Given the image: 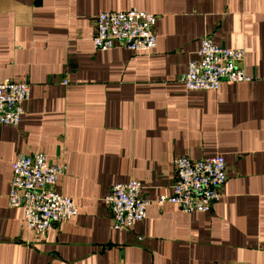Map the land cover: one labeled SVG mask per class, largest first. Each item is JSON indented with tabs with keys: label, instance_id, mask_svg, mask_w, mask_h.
I'll return each mask as SVG.
<instances>
[{
	"label": "crops",
	"instance_id": "0c3cea01",
	"mask_svg": "<svg viewBox=\"0 0 264 264\" xmlns=\"http://www.w3.org/2000/svg\"><path fill=\"white\" fill-rule=\"evenodd\" d=\"M157 16L151 52L95 50V18ZM204 36L244 48L254 79L188 90ZM30 84L19 125H0V264H264V0H0V81ZM65 166L55 189L77 214L45 236L9 206L13 162ZM222 155L227 180L207 212L165 202L175 159ZM136 179L147 216L115 230L105 196Z\"/></svg>",
	"mask_w": 264,
	"mask_h": 264
},
{
	"label": "built area",
	"instance_id": "2783aa9c",
	"mask_svg": "<svg viewBox=\"0 0 264 264\" xmlns=\"http://www.w3.org/2000/svg\"><path fill=\"white\" fill-rule=\"evenodd\" d=\"M93 36L95 50L126 48L151 52L157 45L153 13L131 8L124 11H102L95 18ZM189 62L181 81L188 90H218L223 83L235 84L254 79L242 67L244 48L217 45L204 36ZM30 97V84L11 79L0 81V125L17 126L25 113ZM177 179L171 195H162L165 202L179 205L185 213L207 212L222 197L227 180L226 163L222 155L193 160L187 156L175 159ZM13 175L8 193L9 206L24 209L29 229L40 236L47 235L55 224L71 220L78 212L73 198L59 193L55 186L64 174L65 166L49 162L43 153L21 156L12 164ZM142 184L132 179L115 184L105 196L113 220V228H129L147 216L149 201L142 197Z\"/></svg>",
	"mask_w": 264,
	"mask_h": 264
}]
</instances>
